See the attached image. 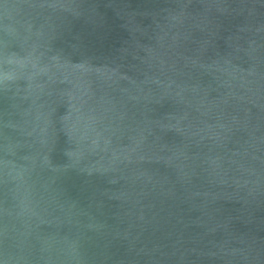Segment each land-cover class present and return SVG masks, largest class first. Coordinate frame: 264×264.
Listing matches in <instances>:
<instances>
[{
	"label": "water",
	"instance_id": "water-1",
	"mask_svg": "<svg viewBox=\"0 0 264 264\" xmlns=\"http://www.w3.org/2000/svg\"><path fill=\"white\" fill-rule=\"evenodd\" d=\"M0 264H264V0H0Z\"/></svg>",
	"mask_w": 264,
	"mask_h": 264
}]
</instances>
